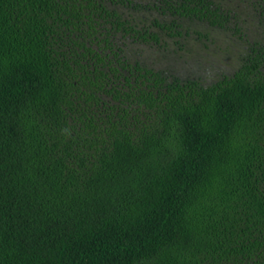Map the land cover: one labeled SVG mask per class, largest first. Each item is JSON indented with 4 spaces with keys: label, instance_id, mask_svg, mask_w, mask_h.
<instances>
[{
    "label": "trees",
    "instance_id": "obj_1",
    "mask_svg": "<svg viewBox=\"0 0 264 264\" xmlns=\"http://www.w3.org/2000/svg\"><path fill=\"white\" fill-rule=\"evenodd\" d=\"M0 264H264V0H0Z\"/></svg>",
    "mask_w": 264,
    "mask_h": 264
},
{
    "label": "rangeland",
    "instance_id": "obj_2",
    "mask_svg": "<svg viewBox=\"0 0 264 264\" xmlns=\"http://www.w3.org/2000/svg\"><path fill=\"white\" fill-rule=\"evenodd\" d=\"M188 42L190 43V45L192 47H196L198 49L201 46V44H199L198 41L195 38H192V37L188 39ZM174 46H175V44L171 41L170 48H173ZM202 52H203V55L206 54V53H204V51H202ZM200 55H202V54H200ZM160 63H162V62H160ZM163 63H165V61Z\"/></svg>",
    "mask_w": 264,
    "mask_h": 264
}]
</instances>
